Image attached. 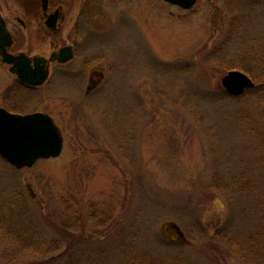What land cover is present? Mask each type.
Listing matches in <instances>:
<instances>
[{
  "label": "rangeland",
  "instance_id": "obj_1",
  "mask_svg": "<svg viewBox=\"0 0 264 264\" xmlns=\"http://www.w3.org/2000/svg\"><path fill=\"white\" fill-rule=\"evenodd\" d=\"M97 1L79 24L101 84L78 60L33 89L0 64V107L64 135L32 168L0 155V264H264V95L222 85L261 80L264 0Z\"/></svg>",
  "mask_w": 264,
  "mask_h": 264
},
{
  "label": "flooded vegetation",
  "instance_id": "obj_2",
  "mask_svg": "<svg viewBox=\"0 0 264 264\" xmlns=\"http://www.w3.org/2000/svg\"><path fill=\"white\" fill-rule=\"evenodd\" d=\"M114 1L107 0V3H111V5L109 4L111 7L115 6V9H118L120 1ZM0 2L5 7L9 6L8 0H0ZM18 2H20L21 10L17 16L11 18L10 16L3 17L0 14V18L5 20L8 32L11 34L12 41L8 46H5L8 54L13 56L25 55L33 69H35L36 60L44 61V66L49 67L48 80L51 79L54 71L61 73L59 68L66 71L67 68L63 67L69 68L78 60L80 67L73 68V70L75 74L79 73L81 75L82 84L87 82L89 85L96 87L103 82L104 73L93 72L94 68L98 66H94L90 46L86 41L87 38L84 39L88 29L82 27L86 23L83 22L85 23L83 26L79 24L84 17L88 18L95 15V5L99 3L97 0H19ZM104 3H106V0ZM77 5H79L78 13L74 14V8ZM111 15L114 16L112 13ZM49 22L52 23L51 26L48 25ZM21 32L24 36H20ZM28 33L34 34L36 36L35 40L28 39ZM65 33L67 35L63 36ZM47 40L50 42V53L46 52L44 48V42ZM82 42H86L85 47L81 44ZM66 48H70L72 58L70 61L62 63L60 60L69 56L68 53L61 54V51ZM0 64L10 72L11 65L3 62L1 48ZM11 75L16 77L12 73ZM16 80L20 83L17 77ZM20 85L22 84L20 83ZM22 86L28 87L26 85ZM89 90H91V87ZM4 108L7 109L5 106Z\"/></svg>",
  "mask_w": 264,
  "mask_h": 264
},
{
  "label": "water",
  "instance_id": "obj_3",
  "mask_svg": "<svg viewBox=\"0 0 264 264\" xmlns=\"http://www.w3.org/2000/svg\"><path fill=\"white\" fill-rule=\"evenodd\" d=\"M170 4L188 10L198 0H164ZM48 25H52L51 22ZM11 34L5 22L0 18V48L3 62L12 65L11 72L18 75L21 82L32 87L42 86L48 79L49 67L44 61L36 60L33 69L25 55L8 54L5 46L11 43ZM70 48L61 51L69 54L61 59L69 61ZM222 85L231 96H240L246 90L255 87L253 80L245 73L237 70L228 72L222 79ZM64 147V136L54 119L45 113L28 115L13 114L0 108V155L17 169L32 168L41 159L57 158ZM179 238L183 235L178 231Z\"/></svg>",
  "mask_w": 264,
  "mask_h": 264
},
{
  "label": "trees",
  "instance_id": "obj_4",
  "mask_svg": "<svg viewBox=\"0 0 264 264\" xmlns=\"http://www.w3.org/2000/svg\"><path fill=\"white\" fill-rule=\"evenodd\" d=\"M261 61H264V53H263V58L261 59ZM261 61L259 60L257 63H261ZM227 71L229 70H232V67H227L226 68ZM261 80H259L257 82V86L253 89V90H249L248 92H252L253 91V94L256 95V94H259V95H264V70H263V73H262V76L260 78ZM10 110H13L11 109L10 107H8ZM218 184V182H216ZM217 184L216 185H211L212 187H210V189L212 191H224L223 193L227 194L228 191L227 189L228 188H225V187H221L220 189L217 187ZM219 185V184H218Z\"/></svg>",
  "mask_w": 264,
  "mask_h": 264
}]
</instances>
